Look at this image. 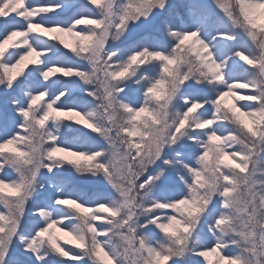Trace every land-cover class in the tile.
<instances>
[{
	"label": "clouds",
	"instance_id": "1",
	"mask_svg": "<svg viewBox=\"0 0 264 264\" xmlns=\"http://www.w3.org/2000/svg\"><path fill=\"white\" fill-rule=\"evenodd\" d=\"M0 104V264H264V0H0Z\"/></svg>",
	"mask_w": 264,
	"mask_h": 264
},
{
	"label": "snow or ice",
	"instance_id": "2",
	"mask_svg": "<svg viewBox=\"0 0 264 264\" xmlns=\"http://www.w3.org/2000/svg\"><path fill=\"white\" fill-rule=\"evenodd\" d=\"M192 40V36L191 35H183L180 40H179V44L180 45H185V44H188L190 43ZM194 50V49H193ZM35 102V101H34ZM26 115V114H25ZM57 115H61L60 113H57ZM3 125H4V120L2 118V116H0V130H2L3 128ZM132 135H135L136 133L135 132H132L131 133ZM3 136L0 135V139H2ZM52 155H59V153H53ZM64 159H69L70 157L68 156H64L63 157ZM91 158L90 157H77L75 158V162L76 163H80L81 161H83L85 164H87V162L90 160ZM222 162H228L226 161V158H222ZM38 235H46L47 234V230H45L43 233H37Z\"/></svg>",
	"mask_w": 264,
	"mask_h": 264
},
{
	"label": "rangeland",
	"instance_id": "3",
	"mask_svg": "<svg viewBox=\"0 0 264 264\" xmlns=\"http://www.w3.org/2000/svg\"><path fill=\"white\" fill-rule=\"evenodd\" d=\"M3 107V105L2 104H0V108H2Z\"/></svg>",
	"mask_w": 264,
	"mask_h": 264
}]
</instances>
